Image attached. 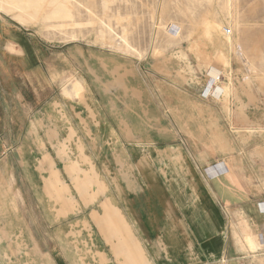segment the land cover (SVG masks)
<instances>
[{
	"label": "crops",
	"instance_id": "0c3cea01",
	"mask_svg": "<svg viewBox=\"0 0 264 264\" xmlns=\"http://www.w3.org/2000/svg\"><path fill=\"white\" fill-rule=\"evenodd\" d=\"M29 52L23 67L48 80H36L27 100L22 83L19 97L13 81L11 90L5 86V114L14 120L16 111L20 119L7 124L2 155L19 137L22 168L35 160L32 173L52 187L42 193L37 229L24 213L15 221L13 209L0 213V264H264V202L253 203L251 177L230 163L208 167L185 146L164 143L168 134L148 123L140 106L131 116L113 113V102L100 107L90 55L79 56L88 86ZM57 79L61 91L46 99ZM8 165L4 159L0 173L10 186Z\"/></svg>",
	"mask_w": 264,
	"mask_h": 264
},
{
	"label": "rangeland",
	"instance_id": "374dc122",
	"mask_svg": "<svg viewBox=\"0 0 264 264\" xmlns=\"http://www.w3.org/2000/svg\"><path fill=\"white\" fill-rule=\"evenodd\" d=\"M47 3L24 23L0 11V164L6 159L12 176L9 186L0 173V213L13 209V220L24 213L37 229L46 204L42 193L52 187L32 173L35 160L22 168L19 137H11L13 147L2 155L7 124L20 119L16 111L14 120L5 114V86L11 90L13 81L19 97L22 83L27 100L37 91L35 81H44L23 67L27 48L42 55L41 63L51 58L56 73L69 70L88 86L79 56L90 55L91 89L100 92V107L113 102V113L131 116L140 106L147 122L168 134L164 143L185 146L211 168L236 166L238 175L252 178L253 203L264 202V0H68L69 20L48 17L54 7ZM213 58L217 71L210 69ZM56 81V89L44 90L46 99L61 91L63 79ZM73 88L80 97L79 86ZM47 153L44 161L52 168L55 159Z\"/></svg>",
	"mask_w": 264,
	"mask_h": 264
},
{
	"label": "bare ground",
	"instance_id": "6f19581e",
	"mask_svg": "<svg viewBox=\"0 0 264 264\" xmlns=\"http://www.w3.org/2000/svg\"><path fill=\"white\" fill-rule=\"evenodd\" d=\"M68 0H0V11L4 13H14L19 22L24 23L27 20H35L43 5L54 7L53 12L48 14V17L55 18L56 20H69L71 14L65 2ZM218 61L223 63L222 57ZM214 67L211 70L217 71V60L213 58ZM221 91V90H220ZM222 92L226 95L227 89L223 88ZM223 146V145H221Z\"/></svg>",
	"mask_w": 264,
	"mask_h": 264
}]
</instances>
